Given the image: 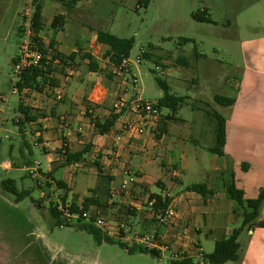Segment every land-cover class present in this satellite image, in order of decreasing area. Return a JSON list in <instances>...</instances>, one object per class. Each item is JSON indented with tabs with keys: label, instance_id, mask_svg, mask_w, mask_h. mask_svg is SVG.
Returning <instances> with one entry per match:
<instances>
[{
	"label": "crops",
	"instance_id": "0c3cea01",
	"mask_svg": "<svg viewBox=\"0 0 264 264\" xmlns=\"http://www.w3.org/2000/svg\"><path fill=\"white\" fill-rule=\"evenodd\" d=\"M122 6L137 7V1L79 0L69 10L58 1H43L45 28L41 36L46 47L52 43L48 56L50 63L56 66L52 74L56 83L44 87L42 91H30L28 94H32V99L19 96V102L32 107V115L37 116L30 125L37 129L35 136L40 144H35L43 150L47 163V170L44 171L39 161L40 171L47 178L46 183L50 185L52 193L42 191L41 205L51 200L57 201L62 196H66L67 202L78 201L80 197L77 194L71 195L72 183L68 171L85 162H92L95 177L107 182L105 194L101 196L97 192L102 202V206H98L100 210L114 214L130 209L137 216L147 209L146 206H150L151 195H168L178 212V226L174 228L177 232L168 246L170 252L185 253L194 258L197 252L211 253L218 240L230 235L242 224L244 210L226 191L231 177H234L236 186L244 191L246 199L255 198L248 196L249 190L258 195L264 185L262 104L258 100L246 103L232 97L235 99L232 106H221L214 100L217 94L209 100L220 109L228 110L226 114L220 113L226 119L227 132L222 156L209 150L215 144L216 126L204 110L210 105L209 101L199 100L198 103L190 96L176 114L169 108H165L167 112L162 108L158 129L154 131L150 124L142 134L127 130L126 122L139 124L140 118L135 112L124 111L107 133H99L95 122H104L112 114H119L114 108L119 97L128 103L137 98L144 99L141 96L142 88L133 84L130 75L117 71L107 54L110 47L98 41L99 30L120 35L116 32V16ZM58 14L65 15L63 25L53 28V19ZM154 50V46H151L146 52L151 56ZM87 52L95 57L99 70H90L88 61L82 58ZM247 53L252 54L251 49L244 55ZM56 54L64 59L74 54L75 58L64 62ZM168 58L158 60L156 65L161 66L169 76H174L175 70L182 72L189 67L185 56H178L175 61ZM180 58L187 65L181 64ZM255 70L264 73V69ZM180 74L184 80H188L183 72ZM197 78L194 76L190 79L194 81ZM144 100L156 102L158 99ZM251 107H255L256 111H252ZM183 108L186 109L182 111ZM18 114L16 121L19 117L23 118L22 113L18 111ZM64 145L74 152L91 146L86 159L60 167L64 162ZM244 157H249L251 164H246ZM60 159L62 162L55 167ZM8 162L2 160L0 167L11 171L14 167L11 162L10 167L5 166ZM31 162L33 164L35 161ZM31 162L24 160L23 170ZM58 168L65 169L64 179L60 180L68 190L61 189L55 177V180L47 177L48 173ZM196 183L206 184L213 193L205 197L187 189ZM133 185L139 187L136 199L130 194ZM60 190L64 191L61 196ZM115 190L116 194H113ZM104 196L105 199H102ZM148 210L154 216L152 208ZM261 215L260 223H256L255 227L249 224L239 235L242 245L239 260L227 264H264V201L258 218ZM245 231L247 236L244 235Z\"/></svg>",
	"mask_w": 264,
	"mask_h": 264
},
{
	"label": "rangeland",
	"instance_id": "374dc122",
	"mask_svg": "<svg viewBox=\"0 0 264 264\" xmlns=\"http://www.w3.org/2000/svg\"><path fill=\"white\" fill-rule=\"evenodd\" d=\"M31 4L32 0H0V98L10 91L13 59L20 55L26 19L32 12ZM206 8L216 23H200L192 19L193 11ZM116 22L115 31L119 36L135 39L131 60L136 62V57L142 49L146 51L148 45L155 48L149 58L143 57L140 64L132 65L144 99L156 100L162 96L156 81L159 76L173 93L190 96L198 103L222 94L246 103L258 100L262 104L261 111H264V73L255 70L264 69V0H153L146 10L122 6ZM21 25H24L23 32L19 31ZM181 37L191 41L179 46ZM248 49L252 54L244 55ZM178 56H185L189 62V67L182 70L188 80H184L178 70L174 76H169L163 69L156 68L158 60L169 57L175 61ZM194 76L198 78L192 81L190 78ZM19 96L33 97L28 93ZM19 96H11L1 129L0 162L9 160L14 168L7 171L0 167V264H171L169 249L160 251L159 256L129 251L134 245L154 248L151 242H157L154 239L156 231L164 245L173 242L177 229L156 219L150 210L146 211L151 209L150 206L137 216L129 215L128 211L110 214L95 205L87 210L88 215L105 220L110 232L102 230L103 233L119 238L124 242L121 245L97 240L89 231L77 226L76 218L71 220L70 226H60L50 211V202L41 207L36 205L43 190L52 191L45 180L40 182V178L30 176L26 168L23 170L24 160L41 161L44 171L47 163L43 150L35 144L39 143L35 136L37 129L29 123L21 131L13 122L19 115ZM209 103L206 108L211 112H228L213 101ZM251 110L256 111V108L251 107ZM164 111L168 109L164 108ZM245 158V163L251 164L249 157ZM35 162L28 166H34ZM61 162V159L57 161L55 167ZM93 168L92 162H85L68 171L71 195L77 194L80 204L86 196L93 194V190L101 196L105 194L106 179L96 178ZM64 173L65 169L58 168L53 175L60 180L64 179ZM262 176L264 178V174ZM7 179H13L16 188L20 192H29V195L18 201L16 195L3 188L2 183ZM138 188V185L130 187L134 199L139 196ZM60 192L59 196L63 195L64 191ZM255 194L249 190L248 196L256 197ZM57 201L62 202V199ZM262 217L257 218L252 226L260 223ZM82 221L89 223L90 219ZM244 235H248L247 231ZM139 237L146 240L136 241ZM194 260L199 262L197 257Z\"/></svg>",
	"mask_w": 264,
	"mask_h": 264
},
{
	"label": "trees",
	"instance_id": "16d2710c",
	"mask_svg": "<svg viewBox=\"0 0 264 264\" xmlns=\"http://www.w3.org/2000/svg\"><path fill=\"white\" fill-rule=\"evenodd\" d=\"M43 1L44 0H32V12L30 15V31H31V42L35 46V48L39 49L43 52L44 55H47L49 53V47H52V43L46 47L43 38H42V32L45 28V24L43 22ZM60 2L66 9H71L74 7L79 0H55ZM137 1V7L138 9L146 10L151 2L153 0H136ZM65 15L64 14H58L54 17L52 22L53 28H58L63 25ZM191 17L196 22L200 23H216L211 18V15L208 11V9H201L197 11H193L191 13ZM24 25H21L19 27V31L23 32L24 29H22ZM98 41L106 44L110 47L108 51V55L110 56V59L112 63L115 66H119L125 57H130L131 51L135 44L134 37L129 38H123L119 37L109 31H98ZM191 41V39L188 38H180L179 39V46ZM151 45H148L147 48H150ZM57 56L61 57V59L66 62L67 60L72 61L75 58L74 54L69 55L68 57L56 54ZM143 57L149 58L150 54L147 52L144 53ZM82 58L88 61L89 68L91 71H97L99 70L98 62L95 60V57L91 53H84L82 55ZM17 60V57L13 59V63H15ZM181 64L187 65V63L183 59H178ZM183 62V63H182ZM55 65L50 63H46V58H43L40 65L31 66L27 69H25L21 76L20 81L18 83L20 91H22L24 88H28L31 91H42L44 87L46 86H53L56 83V79L52 76ZM156 81L158 85L160 86L162 90V96L156 101V104L158 108L161 110L162 108H169L173 114H176L180 107L187 103L188 97L187 96H180L176 95L173 92H171L170 86L159 76H156ZM214 100L217 104L221 106H232L235 103V99L232 97H228L225 95L217 94L214 96ZM34 109L29 106H25L22 101L19 102L18 105V111L23 114L22 120H14L13 122L16 125L20 126V130L22 131L23 127L26 124L31 123L32 121L36 120L37 116L32 115V111ZM207 114H209V117L215 122V144L209 148V150L213 153H216L220 156L224 155V149L226 145V119L223 115L218 113L217 111L211 112L208 109H205ZM124 111L120 112L119 114H112L110 118H108L104 122L96 121L95 126L99 133L104 134L107 133L114 125L116 120L119 118L120 114H122ZM160 129V128H159ZM39 140V139H38ZM91 145H87L84 149L80 151H72L69 149L67 145L63 146V155H64V162L60 165V167L70 165L72 163L81 161L85 158V156L88 154L90 150ZM28 165H31L30 163H27ZM100 170V167H98ZM54 170V169H53ZM54 172V171H53ZM52 171L47 174V177H51L53 180L54 175ZM29 174V173H28ZM30 175V174H29ZM31 176V175H30ZM234 177H231V180L226 185V191L228 195L235 200V202L238 204L239 207H241L243 211V220L242 224L239 228L234 229V231L222 238L221 240H218L215 243L214 249L211 253L203 254L204 256V262L203 264H227L229 262H237L240 257V253L242 250V245L239 240L240 233L251 223H253L259 216V209L264 201V185L261 187L257 197L255 198H249L246 199L244 195V191L240 188H238L234 182ZM58 186L61 189H67L66 184L61 180H56ZM3 188L9 192H12L14 195H16V199L19 201L24 196L29 195V192L23 191L20 192L16 186L15 181L13 179H7L3 181L2 183ZM50 186V185H49ZM190 191H195L203 196H208L209 194L213 193V190L208 189L206 184L204 183H196L188 186L187 188ZM67 192V191H66ZM94 194L91 196H87L84 198V200L81 202V204L73 200L71 201L70 210L72 213H82L83 211L89 210L92 206H102V202L100 201L99 197L97 196V190H93ZM62 199V203L65 204L66 196L59 198ZM152 199H155V203L153 205H150V208H152L154 217L158 219L157 216L163 215V212H161L162 209L168 207L171 204V199L167 195H156L153 194L150 196L149 201ZM42 201H37L36 205L42 206ZM50 211L52 215L57 219V222L60 226H70L71 223H66L64 221V218L62 216V212L58 210L57 201L51 200L50 203ZM149 206V205H148ZM82 207V208H81ZM129 215H133L135 213L134 210L129 209ZM154 218V219H155ZM83 218L78 219V227L80 229H84L89 231L91 234L94 235V237L99 241H106L110 243L118 242L121 245H124V242H122L119 238L115 239L111 236H109L107 233H103V231L97 227L94 223L95 217L92 216L90 218L89 223H84ZM122 232V229H121ZM160 234L156 231L154 239L158 242H161L159 240ZM131 253L133 252H150L155 256L160 255V250L157 248L149 249L147 247H142L141 245H134L130 250ZM184 257H181L179 259H172L170 261L171 264H194V257H187V255H183Z\"/></svg>",
	"mask_w": 264,
	"mask_h": 264
},
{
	"label": "built area",
	"instance_id": "2783aa9c",
	"mask_svg": "<svg viewBox=\"0 0 264 264\" xmlns=\"http://www.w3.org/2000/svg\"><path fill=\"white\" fill-rule=\"evenodd\" d=\"M30 15L31 12L28 13L26 23H25V35H24V41L20 46V55L16 62L14 63V66L12 68V79H11V87L8 95L1 96L0 98V143H1V129L6 121V112H7V107L10 104V98L13 95H21V94H27L31 90L28 88H24L22 91H20L18 83L20 81V76L22 72L31 67V66H36L40 65L43 58H46V63L49 62L51 59L48 54L44 55L42 51L39 49L35 48V46L31 42V31H30ZM146 51L144 49L141 50V54L136 57V62L130 59V57H125L123 58L121 64L119 66H116V69L119 73H128L130 75V78L133 82L134 85H137L138 79L137 76L134 72H132V65L134 64H140L143 59V55ZM157 70L162 69L161 66L156 65ZM114 108L117 112H135L139 118H140V123L139 124H134L132 122H126L125 127H127V130H132L135 131L139 134L144 133L147 130V127L149 124L151 125V130L154 131V129H158V122L161 116V110L158 108L156 102L149 101V100H144L141 98H137L130 103H128L126 100L123 98L119 97L114 105ZM8 165L10 167V162L6 163L5 166ZM26 170L29 172V174L32 177L40 178V182L43 180H47L45 176H42V173L40 171V162L36 161L34 166H26ZM168 196V195H167ZM155 203V199H152L149 201L150 205H153ZM58 205V210L62 212V216L64 218L65 224L70 223L73 218L76 219H90L92 216L95 217V225L98 226L101 230H104L106 232L110 228L107 226L106 222L104 219L97 217L95 215H88L87 211H83L81 214L80 213H72L70 210L71 203L66 202L63 204L61 201H57ZM82 208V207H81ZM163 212V215L157 216L160 221L165 222L167 225L171 227H176L178 226V212L176 208L174 207L173 204H170L168 207L164 208L161 210ZM146 238L144 237H139L136 238V241L143 240ZM158 242V241H157ZM151 242L154 248L159 249L160 251L169 249L168 245H164V242ZM166 242V241H165ZM183 255H187V257H191L189 254L183 253L182 255L179 254L178 252H173L171 253V259H179L181 257H184ZM195 257L199 259V262L196 263L194 260V264H203L204 262V256L200 252H197L195 254Z\"/></svg>",
	"mask_w": 264,
	"mask_h": 264
}]
</instances>
